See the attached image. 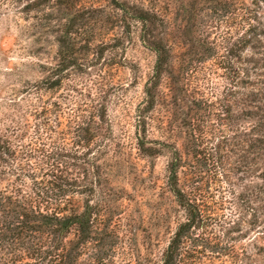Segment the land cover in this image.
<instances>
[{
  "label": "trees",
  "instance_id": "obj_1",
  "mask_svg": "<svg viewBox=\"0 0 264 264\" xmlns=\"http://www.w3.org/2000/svg\"><path fill=\"white\" fill-rule=\"evenodd\" d=\"M213 1L217 15L239 19V50L246 53L251 49L261 56L260 60L242 59L244 67L234 72L242 88L253 87L252 74L258 80L263 77L256 71L259 61L264 62V0ZM113 2L124 19L129 16L146 27L153 23L151 14L137 15L124 2ZM77 6L74 0L28 1L20 14H34L24 19L33 22L16 23L20 36L28 40L27 62L13 69L6 67L0 74L1 264H84L85 255L100 246L114 218L108 192L128 157L114 139L110 92L104 91L100 81L96 89L88 76L108 49L121 46L122 39L95 47L94 22L101 9ZM8 38L11 44L16 41V37ZM54 47L51 61L39 59L49 56ZM153 48L158 58L152 86L146 91L147 108L139 116L144 125L137 139L138 152L148 158L158 156L160 150L146 139L144 114L156 107L154 91L172 59L162 42ZM229 55H234L233 50ZM15 84L17 90L22 89L11 95L7 88ZM183 124L185 128L190 125ZM257 127L264 154V120ZM193 136H187L188 148H193ZM226 138L230 137L222 140ZM174 152L167 190L185 217L171 233L161 264H204L205 260L212 264H264V245L258 246L259 241L264 242V169L254 194L255 208L250 206L249 196L235 190L209 207L199 188L180 189L183 157L179 150ZM227 205L234 210L231 215L224 213ZM161 215L170 222L169 211ZM246 227L253 237L244 233ZM251 246L256 247L255 255L249 253Z\"/></svg>",
  "mask_w": 264,
  "mask_h": 264
},
{
  "label": "rangeland",
  "instance_id": "obj_2",
  "mask_svg": "<svg viewBox=\"0 0 264 264\" xmlns=\"http://www.w3.org/2000/svg\"><path fill=\"white\" fill-rule=\"evenodd\" d=\"M28 1L34 0H0V74L6 67L13 69L27 62L28 40L20 36L16 23L33 22L24 19L34 14H20ZM74 1L77 7L101 9L94 22L95 47L111 43L114 38L122 39L121 46L108 49L88 77L96 89L100 81L104 91L110 92L109 120L114 139L128 157V164L108 192L113 221L100 246L87 252L84 264H161L171 233L185 217L167 190L174 150L183 157L180 189L186 192L199 188L209 207L235 190L249 196L250 206L256 207L254 194L264 169V154L258 142L262 133L255 128L264 120V83L259 82L264 81V62L259 61L256 71L263 77L258 80L252 74L256 85L242 88L234 72L244 67L242 59L260 60L261 56L251 49L246 53L239 50V19L217 15L213 11L216 2L211 0H115L136 10L137 15L151 14L153 23L147 27L129 16L124 19L113 0ZM8 37H16L14 44ZM160 42L170 49L172 59L154 91L156 107L144 114L146 139L160 150L158 156L148 158L137 150L144 125L139 116L147 108L146 91L152 86L158 58L152 47ZM56 48L39 59L51 61ZM17 88V84L13 88L10 85L7 92L15 95L22 89ZM183 123L190 125L185 128ZM192 133L193 148H188L187 136ZM163 143L174 148L166 149ZM228 206L224 213L231 215L234 210ZM168 211L171 219L165 222L163 217L168 214H161ZM249 230L246 227L244 233ZM261 245L264 242L259 241ZM255 248L250 247L251 255L257 252ZM204 264L212 263L205 260Z\"/></svg>",
  "mask_w": 264,
  "mask_h": 264
}]
</instances>
